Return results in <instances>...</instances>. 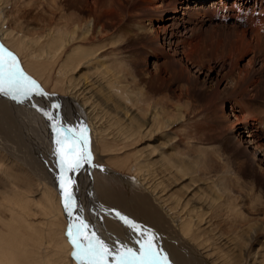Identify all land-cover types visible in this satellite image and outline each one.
<instances>
[{
	"label": "bare ground",
	"instance_id": "6f19581e",
	"mask_svg": "<svg viewBox=\"0 0 264 264\" xmlns=\"http://www.w3.org/2000/svg\"><path fill=\"white\" fill-rule=\"evenodd\" d=\"M251 2L0 0V45L49 94L21 101L54 117L51 104L59 103L60 117L69 126H90L92 154L117 167L114 177L127 172L141 180L144 189L129 198L100 181L94 183L116 219L103 224L107 239L109 233L127 235L128 228L115 214L119 212L147 228L163 229L162 249L174 264H264V204H254L257 199H250L251 191L239 180L246 161L232 160L208 146L200 135L204 126L193 130L200 137L176 136L173 129L186 112L180 109L186 84L172 96L170 84L158 73L163 72V59L165 74L176 68L190 82L192 65L202 88L215 78L212 59L236 57L228 75L217 79L225 83L223 101H232L231 110L239 113L228 120V134L264 181V80H250L240 64L248 55L254 60L256 50L264 56V18L254 24L248 18L246 28L228 21L240 3L246 13L264 11L263 5ZM226 29L235 42L223 53L216 40ZM173 60L180 67H171ZM12 110L8 99L0 97V129L13 120ZM23 171L0 156L5 183L0 185V264H75L64 232L60 238L55 230L61 226L56 225L62 215L59 187L56 194ZM87 181L85 187L91 186ZM258 215L252 223L251 217ZM241 231L249 234L237 235Z\"/></svg>",
	"mask_w": 264,
	"mask_h": 264
},
{
	"label": "rangeland",
	"instance_id": "374dc122",
	"mask_svg": "<svg viewBox=\"0 0 264 264\" xmlns=\"http://www.w3.org/2000/svg\"><path fill=\"white\" fill-rule=\"evenodd\" d=\"M210 0H207L209 2ZM245 0H242L244 2ZM248 1V0H247ZM251 3L254 4L257 2L259 5H263L264 9V0H250ZM237 8H234L232 12H230L231 17L233 20H228L231 26H242L244 28L249 27L246 24V20L248 18H251L250 24H254L264 18V11L258 10L255 8L254 10H251L250 12L246 13V11L241 10L242 4ZM233 13V14H232ZM236 17V18H235ZM239 18V19H238ZM228 22V23H229ZM238 23V24H237ZM236 24V25H234ZM245 25V26H244ZM216 29H222V28H216ZM128 29L123 28L122 34H127ZM205 42H207L210 45L209 39H205ZM235 42V38L227 33V29L223 30L219 33L218 39L216 40V44L220 47V50L223 53H227L229 49L232 48V45ZM248 55V54H247ZM263 54L255 51V58L254 60L249 59V55L245 57V59L240 61V64L244 66L246 70H248L249 79L250 80H264V70L261 73V70L263 68L264 61ZM165 61V60H164ZM171 61L172 65L171 67H180L179 61L173 60ZM233 61H236V57L233 58H223L218 57L217 59H212L211 64L215 68L216 72L214 73L215 78L212 82H207V85L200 88L199 84L201 83L200 73H197L192 65L188 66L190 69V82L186 81V76L184 77V74L174 72L170 69V72L167 74L164 73V64L163 59L160 61V67L161 70L158 73L160 76L162 75L163 81L167 83V85L170 84V90L172 93V96H176V94H179L181 88L185 87L186 84V92L184 89L183 94V101L184 102L180 109L183 111L186 110L184 113L185 116H178L182 117L183 119L176 123V126L173 130H175V135L178 137H185L190 135H196L199 136L202 135L203 140H206L208 143V146H213L217 151H221L225 153V155L230 156L231 159L239 158V160L246 161L245 163V169L242 174H240V182L244 184V186H247V190L250 192V199H257L254 200V204L259 206L260 204H264V181L262 180L261 176L256 173L255 168L253 165H249V155L244 152V149L242 147L237 146L233 140L231 135L228 134V126L229 122L228 120L231 118L233 119L232 114L239 116V113L236 112V109L231 110V102H224L223 99L226 96L223 94V89L225 87V83H217V79H224L228 73L230 72L232 68ZM183 67L185 68L186 63H181ZM175 65V66H174ZM178 65V66H177ZM139 66V65H138ZM151 70V65H148ZM141 68V66H139ZM147 67V66H146ZM178 69V68H177ZM153 70V69H152ZM153 72V71H152ZM173 72V74L171 73ZM177 73V75H176ZM172 74V75H171ZM181 74V75H180ZM170 75V76H169ZM183 75V76H182ZM173 76V77H172ZM204 75H202L203 77ZM176 77V78H175ZM160 79V80H159ZM162 79L158 77L159 84L162 82ZM199 80V82H198ZM219 81V80H218ZM189 85V86H188ZM217 91V92H215ZM1 98H6L10 102V105L12 106L13 110V120L10 122H6L4 129H0V156L4 159H7V162H9L14 166H20L23 168V172L27 173L29 178L32 182L40 183L43 182L47 186H50L54 189V191L57 194L58 189V182H57V175H58V169L56 167V160L55 156L53 155L54 150V144H53V137L50 132V125L45 121V118L43 114L39 112L38 109H36L33 105L25 104L21 100L17 101L12 99L11 97L0 95ZM25 102V100H24ZM139 106V105H138ZM138 106L137 109L139 108ZM64 108V105H63ZM148 110H151V107H147ZM197 110L196 114L194 116L193 111ZM69 110V109H68ZM67 110V111H68ZM105 118H108L109 115L103 113ZM145 115V113H142ZM230 117H229V116ZM228 116V117H226ZM226 117V118H225ZM0 118V122H1ZM78 125V124H77ZM199 126H204L203 131L200 135L192 134L194 133L193 130L197 129ZM49 127V128H48ZM8 128V132L5 130ZM87 128L89 129V135L91 140V151L94 153V145L95 141L91 137L92 135V129L87 124ZM7 133H6V132ZM210 138V139H209ZM212 144V145H211ZM215 145V146H214ZM142 145L141 147H143ZM183 149L182 155L186 156V152H184ZM94 158V156H93ZM230 160V161H232ZM6 161V160H5ZM16 163V164H15ZM93 165L96 166H88L85 165L78 173H76V185L79 186V184L83 185L80 187H77L76 195L78 197V201H82L80 204L85 211L82 213L83 218L87 220L91 228L97 231L98 235L105 240L106 243H108L110 246L116 247L117 242H121L124 244H127L130 247H135L133 233L130 232L128 229L127 235L120 237L115 235L108 234V239L104 229L103 224L106 221H109L108 219H111L115 221L116 219L111 216L110 211H112L111 206H109L101 197L98 190L96 189L94 183L97 181L102 182L103 184L107 185L111 189L120 192L122 194L127 195V197H131L135 192L142 191L144 188L142 184H140V178L139 176H135L132 174L122 173L119 174L118 177H114L119 171H117V167H112L113 164H109V162L101 163L99 160L93 159ZM110 170V171H107ZM113 172H112V171ZM87 173L90 175V178H87ZM248 173V174H247ZM126 179H132L134 184L131 185ZM131 177V178H130ZM33 179V180H32ZM87 179H89V182L91 183V186H86L84 182L86 183ZM140 180V181H139ZM23 182V181H22ZM186 182L188 180L186 179ZM42 183V184H43ZM88 183V181H87ZM3 179H0V185H4ZM21 184V182H20ZM25 183L23 182L22 185ZM138 184V185H137ZM138 186V187H137ZM91 187V188H90ZM3 187H1L2 189ZM246 188V187H245ZM81 189V190H80ZM81 191V192H80ZM253 194V195H252ZM57 196V195H56ZM38 197V196H37ZM58 198V197H57ZM82 199V200H81ZM95 200L94 205L93 201ZM97 201V202H96ZM61 217L59 216L57 219V224L61 226H56L55 230L58 236L61 238V231L64 232L63 236L68 240L69 247L71 248L72 245L69 242V239L66 235L67 228L69 223L71 222V219L67 213L65 212L63 205L61 204ZM83 209V210H84ZM87 212V214H86ZM85 213V214H84ZM85 215V216H84ZM40 218L43 216L40 215ZM261 216H253L250 219L252 223H256V219ZM103 222H102V221ZM236 221H238L237 227L241 230L243 227L240 225V222L243 221L242 216H238L236 218ZM138 223L139 221L136 220ZM140 225L147 228V226H144L142 222H140ZM99 226V227H98ZM255 226V225H254ZM108 229V228H107ZM151 229V228H148ZM157 237V244L159 247H164V239H165V231L163 229L153 228L151 229ZM256 231V230H254ZM109 232V231H108ZM247 232L241 231L237 235L245 234ZM247 233L246 235H248ZM105 237V238H104ZM239 239L242 238L241 236H237ZM108 240V241H107ZM71 246V247H70ZM73 251V249H72ZM169 260V259H168ZM170 264L172 263L171 260H169Z\"/></svg>",
	"mask_w": 264,
	"mask_h": 264
},
{
	"label": "snow or ice",
	"instance_id": "6c2138e0",
	"mask_svg": "<svg viewBox=\"0 0 264 264\" xmlns=\"http://www.w3.org/2000/svg\"><path fill=\"white\" fill-rule=\"evenodd\" d=\"M0 95L10 96L20 101L33 95L48 97L39 83L27 75L16 56L0 45ZM56 111L38 109L50 121L53 134L57 182L61 202L67 215L72 218L66 235L72 245V258L75 264H170L167 254L157 244L156 234L127 216L116 212V216L133 233L135 247L117 242L110 246L93 230L83 218V207L78 203L75 174L85 165H93L91 140L86 125L69 126L59 114L61 105L51 104Z\"/></svg>",
	"mask_w": 264,
	"mask_h": 264
}]
</instances>
